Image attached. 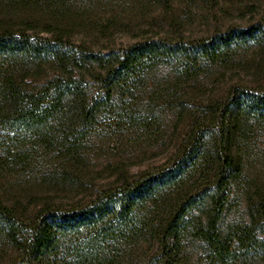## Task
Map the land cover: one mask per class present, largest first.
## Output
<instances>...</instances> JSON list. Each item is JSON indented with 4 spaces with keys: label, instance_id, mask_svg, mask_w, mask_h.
Masks as SVG:
<instances>
[{
    "label": "trees",
    "instance_id": "obj_1",
    "mask_svg": "<svg viewBox=\"0 0 264 264\" xmlns=\"http://www.w3.org/2000/svg\"><path fill=\"white\" fill-rule=\"evenodd\" d=\"M67 1L0 0V174L28 169L39 145L76 163L85 138L100 129L151 130L160 118L138 117L133 108L154 69L174 67L189 79L208 63L227 64L240 49L264 46L259 23L95 51L70 41L71 27L60 16L70 11ZM39 15L52 18L44 30ZM33 68L52 72L31 85ZM227 97L200 110L202 117L194 110L197 118L171 159L99 189L89 201L45 202L29 213L0 196V264H188L191 244L201 249L196 264L264 261V189L256 192L250 222L222 230L233 183L244 177L233 145L249 138V122L264 125V88L234 86Z\"/></svg>",
    "mask_w": 264,
    "mask_h": 264
},
{
    "label": "rangeland",
    "instance_id": "obj_2",
    "mask_svg": "<svg viewBox=\"0 0 264 264\" xmlns=\"http://www.w3.org/2000/svg\"><path fill=\"white\" fill-rule=\"evenodd\" d=\"M66 3L70 11L66 9L60 16L71 27L70 41L95 51L126 48L149 38L197 39L231 26L264 25V0H68ZM36 19L42 30L52 20L42 15ZM234 57L227 64L208 63L203 72L189 79L177 75L170 66L152 70L147 84L136 95L133 108L138 117L153 113L160 118L151 130L130 124L123 129H100L85 138L76 163L62 157V151H46L39 145L32 157L34 164L28 169L0 174V196L10 204H20L21 209L27 208L29 213L45 202L74 205L89 201L99 189L114 185L123 177L132 178L164 164L176 153L196 118L205 115L200 110L227 100L234 86L247 90L264 88V46H247ZM50 72V68H33L27 82L43 83ZM92 87L98 90L97 85ZM247 128L249 138L237 139L233 145V150L243 156L244 177L233 183L231 206L222 223L224 232L233 222L251 221V205L259 201L256 192L264 189V125L251 121ZM186 254L190 258L188 264H196L202 255L200 246L191 244ZM246 264L264 261L252 259Z\"/></svg>",
    "mask_w": 264,
    "mask_h": 264
}]
</instances>
